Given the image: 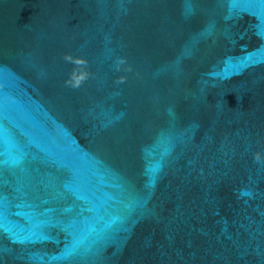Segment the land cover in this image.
<instances>
[{"label": "water", "instance_id": "95a60500", "mask_svg": "<svg viewBox=\"0 0 264 264\" xmlns=\"http://www.w3.org/2000/svg\"><path fill=\"white\" fill-rule=\"evenodd\" d=\"M257 152L264 0H0V264H264Z\"/></svg>", "mask_w": 264, "mask_h": 264}, {"label": "clouds", "instance_id": "9594fccd", "mask_svg": "<svg viewBox=\"0 0 264 264\" xmlns=\"http://www.w3.org/2000/svg\"><path fill=\"white\" fill-rule=\"evenodd\" d=\"M65 60L74 64L77 68H84L87 64V61L84 58L73 57L71 54H67ZM88 75L87 71L74 70L68 83H70L72 87H79L88 78ZM254 159L256 162L264 160V153L257 152Z\"/></svg>", "mask_w": 264, "mask_h": 264}]
</instances>
